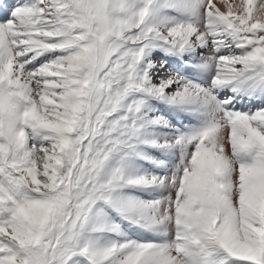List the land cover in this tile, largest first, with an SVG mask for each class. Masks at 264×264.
I'll return each instance as SVG.
<instances>
[{
  "label": "snow or ice",
  "instance_id": "1",
  "mask_svg": "<svg viewBox=\"0 0 264 264\" xmlns=\"http://www.w3.org/2000/svg\"><path fill=\"white\" fill-rule=\"evenodd\" d=\"M0 0V264H264V0Z\"/></svg>",
  "mask_w": 264,
  "mask_h": 264
},
{
  "label": "rangeland",
  "instance_id": "2",
  "mask_svg": "<svg viewBox=\"0 0 264 264\" xmlns=\"http://www.w3.org/2000/svg\"><path fill=\"white\" fill-rule=\"evenodd\" d=\"M214 2H215V3H217V6H218V7H220L222 11H224V10H225V8H224V7L222 8V6H223V5H222V4H220V3L218 2V0H214ZM230 2H231V0H230ZM235 3H239V0H235Z\"/></svg>",
  "mask_w": 264,
  "mask_h": 264
},
{
  "label": "bare ground",
  "instance_id": "3",
  "mask_svg": "<svg viewBox=\"0 0 264 264\" xmlns=\"http://www.w3.org/2000/svg\"><path fill=\"white\" fill-rule=\"evenodd\" d=\"M256 4L258 5L259 4V0H256ZM224 6H222V8H223Z\"/></svg>",
  "mask_w": 264,
  "mask_h": 264
}]
</instances>
